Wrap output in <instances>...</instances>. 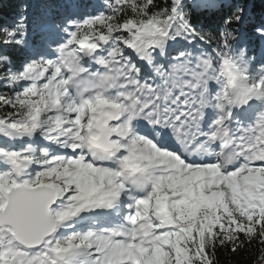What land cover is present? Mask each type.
<instances>
[{
	"label": "snow or ice",
	"instance_id": "6c2138e0",
	"mask_svg": "<svg viewBox=\"0 0 264 264\" xmlns=\"http://www.w3.org/2000/svg\"><path fill=\"white\" fill-rule=\"evenodd\" d=\"M222 253L264 264V0H0V264Z\"/></svg>",
	"mask_w": 264,
	"mask_h": 264
},
{
	"label": "trees",
	"instance_id": "16d2710c",
	"mask_svg": "<svg viewBox=\"0 0 264 264\" xmlns=\"http://www.w3.org/2000/svg\"><path fill=\"white\" fill-rule=\"evenodd\" d=\"M5 12L7 13L10 9V5L5 2L4 4ZM221 264H251V257L247 253H240L236 256H229L227 254H221L220 256Z\"/></svg>",
	"mask_w": 264,
	"mask_h": 264
}]
</instances>
